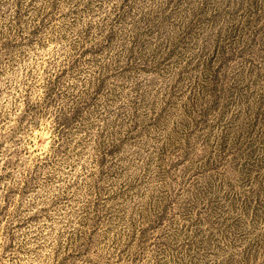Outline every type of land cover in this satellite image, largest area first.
<instances>
[{"label": "rangeland", "instance_id": "1", "mask_svg": "<svg viewBox=\"0 0 264 264\" xmlns=\"http://www.w3.org/2000/svg\"><path fill=\"white\" fill-rule=\"evenodd\" d=\"M0 264H264V0H0Z\"/></svg>", "mask_w": 264, "mask_h": 264}]
</instances>
